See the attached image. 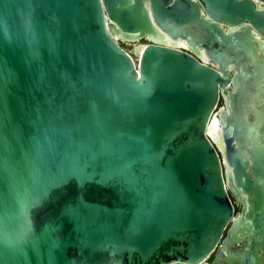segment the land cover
Returning a JSON list of instances; mask_svg holds the SVG:
<instances>
[{
    "label": "water",
    "instance_id": "obj_1",
    "mask_svg": "<svg viewBox=\"0 0 264 264\" xmlns=\"http://www.w3.org/2000/svg\"><path fill=\"white\" fill-rule=\"evenodd\" d=\"M253 53L264 0H0V264H264Z\"/></svg>",
    "mask_w": 264,
    "mask_h": 264
},
{
    "label": "rangeland",
    "instance_id": "obj_2",
    "mask_svg": "<svg viewBox=\"0 0 264 264\" xmlns=\"http://www.w3.org/2000/svg\"><path fill=\"white\" fill-rule=\"evenodd\" d=\"M147 41L143 40L141 41L142 44H145ZM123 47L126 49H131L132 45H129L127 43H121ZM251 56L254 57L255 63L254 68L257 67V70L254 71V73H251L248 77L246 75H243L242 81L239 84L241 92L244 94L245 100H250L251 97L254 95L255 100L254 101H248L247 104L248 106L251 105L252 108L257 107L255 105H262L261 108L258 109V120L251 122L249 118V107H245V111H242L240 113V120L238 122L242 125V128L239 129L241 135L251 137L253 139V142L255 143V146L258 148H262L264 151V134H262V122L264 121V86L260 90H249L250 87L254 89L253 82L255 79H258L260 75L256 76V72H264V61L259 60L257 58V55L255 53L251 54ZM257 119V118H256ZM231 120L229 123L227 122L226 124V131L228 133L234 132V129L232 125L230 124ZM238 130V129H237Z\"/></svg>",
    "mask_w": 264,
    "mask_h": 264
},
{
    "label": "bare ground",
    "instance_id": "obj_3",
    "mask_svg": "<svg viewBox=\"0 0 264 264\" xmlns=\"http://www.w3.org/2000/svg\"><path fill=\"white\" fill-rule=\"evenodd\" d=\"M167 41L168 42H170V43H173V44H177V45H179V46H184V47H187V44H186V42H184V41H172L171 39H167ZM199 55H200V57L203 59V60H205V61H208V58L206 57V54L204 53V51L203 50H200L199 51ZM215 122H214V125L215 126H213L211 129H212V135L215 137V138H218V132H217V127H216V121L217 120H214Z\"/></svg>",
    "mask_w": 264,
    "mask_h": 264
},
{
    "label": "flooded vegetation",
    "instance_id": "obj_4",
    "mask_svg": "<svg viewBox=\"0 0 264 264\" xmlns=\"http://www.w3.org/2000/svg\"><path fill=\"white\" fill-rule=\"evenodd\" d=\"M201 11L203 12V13H205V11H204V9H203V7L201 6ZM252 31H253V34L257 37V38H261L262 39V37H261V35L259 34V33H257L256 31H254V29H252ZM263 40V39H262ZM223 104V98L221 97L220 98V101H219V106L220 105H222ZM232 200H233V202H234V206H235V212L237 213V212H239V210H240V208H241V205H240V203L237 201V200H235L234 198H232ZM264 262V261H263ZM235 264H239V262L237 261V262H235Z\"/></svg>",
    "mask_w": 264,
    "mask_h": 264
}]
</instances>
